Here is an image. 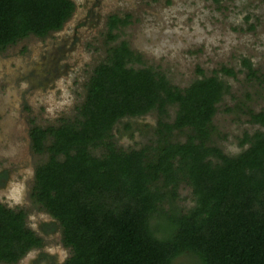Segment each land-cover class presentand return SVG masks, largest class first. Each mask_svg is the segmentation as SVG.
I'll return each instance as SVG.
<instances>
[{
  "label": "trees",
  "instance_id": "1",
  "mask_svg": "<svg viewBox=\"0 0 264 264\" xmlns=\"http://www.w3.org/2000/svg\"><path fill=\"white\" fill-rule=\"evenodd\" d=\"M74 9L72 0H0V53L60 31ZM129 20L108 16L105 38L114 44L92 70L74 117L29 131L33 153L47 156L35 168L31 198L60 226L70 250L63 264H173L181 256L194 264H264V108L253 112L239 101L224 109L257 126L238 142L245 149L224 154L211 137L227 84L218 72L198 70L201 78L187 87L173 85L118 41ZM241 66L247 80L264 84L248 60ZM219 72L235 76L224 66ZM153 112L147 143L118 146L121 120ZM175 133L184 141L174 142ZM180 184L193 196L186 211L174 203ZM42 244L25 211L0 203V264H16Z\"/></svg>",
  "mask_w": 264,
  "mask_h": 264
},
{
  "label": "rangeland",
  "instance_id": "2",
  "mask_svg": "<svg viewBox=\"0 0 264 264\" xmlns=\"http://www.w3.org/2000/svg\"><path fill=\"white\" fill-rule=\"evenodd\" d=\"M72 1L74 12L60 31L42 39L28 37L0 53V203L25 211L26 226L43 242L16 264H63L70 256L59 224L31 198L35 168L47 156L33 153L29 131L34 126L55 127L61 118L74 117L92 70L114 44L105 38L108 16H130L118 41L125 40L173 85L182 89L202 75L218 72L228 93L217 105L211 144L224 154L245 149L247 145H238L243 133L257 129L242 113L224 109L239 101L253 112L264 108V84L247 80L241 66L246 59L264 77V0ZM222 66L235 76L220 73ZM167 114L171 121L174 109L168 108ZM155 116L153 112L121 120L114 129L118 146L137 149L147 143ZM184 138L175 133L172 140ZM174 203L182 211L194 205L189 186L179 185ZM173 264L194 261L181 256Z\"/></svg>",
  "mask_w": 264,
  "mask_h": 264
}]
</instances>
